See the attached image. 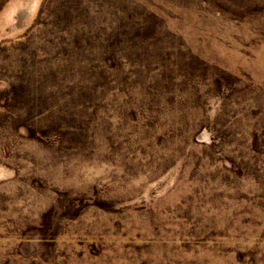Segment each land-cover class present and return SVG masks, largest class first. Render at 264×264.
<instances>
[{"label":"rangeland","instance_id":"1","mask_svg":"<svg viewBox=\"0 0 264 264\" xmlns=\"http://www.w3.org/2000/svg\"><path fill=\"white\" fill-rule=\"evenodd\" d=\"M0 264H264V0H0Z\"/></svg>","mask_w":264,"mask_h":264}]
</instances>
